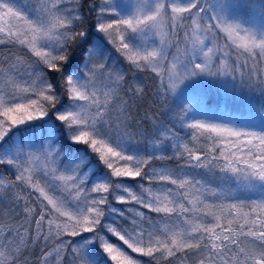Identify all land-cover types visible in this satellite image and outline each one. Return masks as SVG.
<instances>
[{
    "label": "snow or ice",
    "instance_id": "obj_1",
    "mask_svg": "<svg viewBox=\"0 0 264 264\" xmlns=\"http://www.w3.org/2000/svg\"><path fill=\"white\" fill-rule=\"evenodd\" d=\"M83 8L0 0V264H264V0Z\"/></svg>",
    "mask_w": 264,
    "mask_h": 264
},
{
    "label": "rangeland",
    "instance_id": "obj_2",
    "mask_svg": "<svg viewBox=\"0 0 264 264\" xmlns=\"http://www.w3.org/2000/svg\"><path fill=\"white\" fill-rule=\"evenodd\" d=\"M113 60H118V54L115 52H113ZM122 66L126 67L127 65ZM187 94L195 96L202 104L205 114L198 116L199 119H209L217 123L223 122L228 115L240 116L242 112L246 114L249 98L256 108H259L261 102L258 91L250 92L247 87H244L238 81L225 78L219 80L204 78L191 84ZM36 131L38 133L37 139H39L40 129L37 128Z\"/></svg>",
    "mask_w": 264,
    "mask_h": 264
},
{
    "label": "trees",
    "instance_id": "obj_3",
    "mask_svg": "<svg viewBox=\"0 0 264 264\" xmlns=\"http://www.w3.org/2000/svg\"><path fill=\"white\" fill-rule=\"evenodd\" d=\"M89 3L99 4V3H100V0H83V4H84L83 11H84L85 13H87V6H88ZM94 22H95V15H94V14H90V15H89V18H88V21H87L86 24H85V27L90 28L91 24L94 23ZM96 36H97V34L93 33V34H92V39H96ZM126 67H127V66H126ZM139 75L143 76L144 74H139ZM147 83H148L149 89H150L152 92H154L155 89L152 88V82H151V80H148ZM186 131H187L186 129L183 130V131L181 132V135L183 136V135L185 134ZM154 163H161V162H154ZM163 163H166V164H168L169 166L175 167V162H174V161H165V162H163ZM144 259H145V258H144ZM145 260H147V258H146Z\"/></svg>",
    "mask_w": 264,
    "mask_h": 264
}]
</instances>
